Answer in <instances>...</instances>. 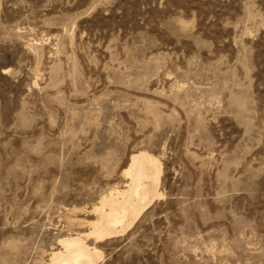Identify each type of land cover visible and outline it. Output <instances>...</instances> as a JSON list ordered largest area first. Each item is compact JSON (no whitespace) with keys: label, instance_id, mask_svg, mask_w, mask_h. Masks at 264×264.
Returning a JSON list of instances; mask_svg holds the SVG:
<instances>
[{"label":"rangeland","instance_id":"obj_1","mask_svg":"<svg viewBox=\"0 0 264 264\" xmlns=\"http://www.w3.org/2000/svg\"><path fill=\"white\" fill-rule=\"evenodd\" d=\"M162 163L98 264H264V0H0V264H50Z\"/></svg>","mask_w":264,"mask_h":264},{"label":"bare ground","instance_id":"obj_2","mask_svg":"<svg viewBox=\"0 0 264 264\" xmlns=\"http://www.w3.org/2000/svg\"><path fill=\"white\" fill-rule=\"evenodd\" d=\"M162 173L158 158L145 151L132 155L124 172L129 180L127 187L102 197L93 208L96 218L89 232L60 239V248L51 253L50 264H98L103 253L89 246L84 237L98 243L126 233L153 201L163 196L159 189Z\"/></svg>","mask_w":264,"mask_h":264}]
</instances>
